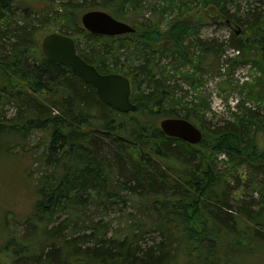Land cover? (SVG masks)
<instances>
[{"label": "trees", "instance_id": "1", "mask_svg": "<svg viewBox=\"0 0 264 264\" xmlns=\"http://www.w3.org/2000/svg\"><path fill=\"white\" fill-rule=\"evenodd\" d=\"M35 1L0 0V140L6 136L9 150L32 153L26 147L32 133L46 134L37 157L46 171L36 181L30 216L38 231L12 235L1 251L13 264H242L241 254L263 253L264 149L257 136L264 133V0H69L51 17ZM89 9L131 20L136 30L91 33L81 22ZM30 10L44 18L42 26L29 20ZM147 10L150 21H139ZM46 18L72 35L100 72L129 77L136 111L102 102L94 85L43 54ZM215 19L241 26L228 39L240 52L230 68L253 63L261 71L247 88L263 104L241 102L232 118L213 127L206 125L212 110L206 96L185 100L188 91L179 97L174 80L198 91L208 54L218 52L200 32ZM6 104L15 106L14 117L6 119ZM164 117L199 122L202 141L167 135L159 125ZM242 167L251 187L247 197H235L231 180ZM118 206L126 208L114 227L103 215ZM150 232L159 241L143 247Z\"/></svg>", "mask_w": 264, "mask_h": 264}, {"label": "rangeland", "instance_id": "2", "mask_svg": "<svg viewBox=\"0 0 264 264\" xmlns=\"http://www.w3.org/2000/svg\"><path fill=\"white\" fill-rule=\"evenodd\" d=\"M68 1L69 0H37L34 2V5L36 9H44V15L47 14L48 17H51L55 10L60 9V3ZM145 4L149 6L150 2L145 1ZM242 4L245 5V0ZM171 10L172 9H168L167 13L176 12L177 8L174 9L175 11L173 12H171ZM240 15L242 17V10L239 13V16ZM167 16L169 17L170 15L167 14ZM40 17L38 13L32 10L29 11V20L32 19L37 26H42ZM151 17L152 15H149L147 10L138 20L149 22ZM41 18L44 19L43 17ZM213 21L214 20H210L203 25L200 37L203 40L210 39L211 42L214 41V51L217 50L218 52L208 54V64L206 67L209 71L204 74L198 91L182 79L174 81L181 86L179 97L188 91L185 100L197 99L196 96L198 92L206 96V99L210 101L212 107V111L207 113L206 125L208 126L210 124L214 127L224 119L233 117L231 105L235 104L237 99H242L244 101L245 96L250 99L247 88L248 84L242 85V78L247 72L250 74L251 71L256 70L252 67H248V69H244L243 71H240L241 68L236 70H232L231 68L225 71L224 69L221 70L222 65L223 67L226 66L223 53L224 51L228 53L231 49L230 46H228V38L232 28L224 23L215 24ZM46 22L48 25L44 29L42 28V32L56 30L51 18H46ZM46 22L44 21V23ZM168 61L169 60L166 58L163 59L164 64H167ZM220 70L223 72L222 74L219 73ZM252 100L247 102L248 106L257 105L258 103L259 106L263 104L261 100ZM2 111L6 113L7 119L14 117L16 108L13 104H6L2 108ZM257 138L259 147L264 149V133H260ZM45 141L46 134L44 132L34 131L30 139L26 142V147L29 149L33 148V152L31 153V150L22 152L21 146L9 150L11 142L6 136H3L0 140V264H13L12 258L1 251V247L4 248V244L9 237L13 235L15 238H20L23 235H33L34 230L38 231V227L33 226L30 222V216L33 215V207L37 199L35 184L37 185L36 181L40 180V176L44 173L45 169L44 167L42 168V165H40L37 160L39 154L44 151ZM219 157L221 160H228L227 156ZM242 168L240 173L231 180L236 191L235 197H237L238 194L247 197L249 195L248 190L251 187V182L248 180V177L246 178L242 175L246 167ZM244 192L246 194H244ZM122 208L126 207L118 206L116 210L111 209L107 216H103L113 219V225L117 227L119 225L118 220L120 219ZM7 211H9V213L6 215ZM6 218L7 220H5ZM97 218L100 219V216ZM158 236L159 235L155 232L146 234L142 239V246L146 247L147 245L156 243V241H159ZM29 239L31 240L33 238L30 237ZM237 260L242 264H264V250L263 253L258 254H241L237 257ZM31 262V260L27 259L26 262L24 260L21 264H31Z\"/></svg>", "mask_w": 264, "mask_h": 264}, {"label": "water", "instance_id": "3", "mask_svg": "<svg viewBox=\"0 0 264 264\" xmlns=\"http://www.w3.org/2000/svg\"><path fill=\"white\" fill-rule=\"evenodd\" d=\"M82 23L87 30L98 34L116 35L135 30L129 23L100 9L85 12ZM41 47L48 58L71 67L84 81L93 84L99 99L104 103L121 112L137 109V105L131 100L130 79L119 73H101L95 65L79 55L72 36L59 31L48 33L43 37ZM160 126L165 133L190 143H198L203 137L202 130L186 118H164Z\"/></svg>", "mask_w": 264, "mask_h": 264}]
</instances>
